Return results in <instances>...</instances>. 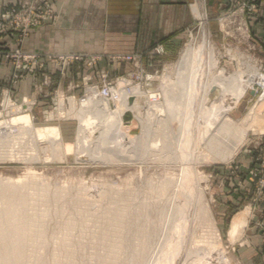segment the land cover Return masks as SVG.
I'll return each instance as SVG.
<instances>
[{
  "label": "rangeland",
  "instance_id": "1",
  "mask_svg": "<svg viewBox=\"0 0 264 264\" xmlns=\"http://www.w3.org/2000/svg\"><path fill=\"white\" fill-rule=\"evenodd\" d=\"M22 4L23 0L19 4L0 3L2 260L12 261L15 253H21L22 264H168L167 258L174 252L170 233L175 225L181 230L175 235L182 236V241L190 245L180 248V264H194L197 262L195 255L200 257L202 249L211 245L221 247L228 264H239L234 256L235 248L237 243L243 242V228L251 213L248 207L230 209L221 224L219 219L225 203L219 190L228 178L240 186L241 176L246 173L253 189L244 193L248 199L243 205L258 204L264 198V132L244 131L241 137L244 142L225 160L212 158L203 146H199L198 151L207 153L211 159L198 160L194 164L198 203L192 204L189 216L183 220L176 215L172 218L170 214L176 213L171 209L170 198L176 179L182 173L180 160L172 151L179 155L183 145L169 143L167 148L164 125L152 121L150 136L142 137V122L131 109H126L120 129L138 137L139 142L134 148L102 145V155L100 159L96 155V160L84 153L77 157L78 112L85 105L82 102L87 100L85 89L90 85H103L102 77L106 84H114L119 78L131 79L137 91L145 95L162 91L163 78L174 80L176 63L190 42L200 44L214 63L211 71L215 78H211L212 74H204L201 77L204 82H213L219 76L229 77L239 69L237 59L243 71H256L264 76V37L256 36L252 30L254 22L262 19L259 12L264 9V0H205L206 15L203 11L201 17L194 18L181 45L168 57L158 43L149 50L133 54L95 56L93 64H89V57L81 55V60L68 65L46 59L48 51L23 48L30 30L52 19V4H48V8L42 5L39 10L42 16L50 10L51 18L27 33L16 28V15H12ZM158 46L163 49L160 54L156 53ZM26 53L39 54L42 66L37 64L32 70ZM116 55L137 58L129 62L113 60ZM85 59L88 66L97 65L98 76L90 75V80L84 81L86 74L75 81L69 67ZM115 63H129L131 69L128 73L116 72L111 70ZM31 77L39 81L33 85L26 81L27 86L21 87L19 93L20 83ZM213 83L210 100L216 99L220 92L215 87L216 81ZM252 88L246 90L230 112L233 120L242 119L254 104L264 102L263 84H254ZM93 100L96 106L104 102L98 98ZM94 105L88 109L93 110ZM109 106L115 109V104L109 103ZM146 114L147 108H143L140 116L144 118ZM259 114L263 116L264 110ZM25 120L29 121V127L22 122ZM169 126L172 129L166 131L168 141L172 142L180 124L174 121ZM46 128H57L59 144L52 137L42 136ZM198 129L195 127V132H199ZM96 136L97 133L92 139ZM231 140L237 141L235 137ZM68 143L73 146L70 152L66 149ZM253 153L255 164L251 162L245 166L236 162L240 155ZM197 154L194 153L193 158ZM240 216L244 220L239 238L231 241L229 231ZM259 229L264 240V226L259 224ZM212 259V264H220L215 256Z\"/></svg>",
  "mask_w": 264,
  "mask_h": 264
},
{
  "label": "bare ground",
  "instance_id": "2",
  "mask_svg": "<svg viewBox=\"0 0 264 264\" xmlns=\"http://www.w3.org/2000/svg\"><path fill=\"white\" fill-rule=\"evenodd\" d=\"M202 6L201 0L193 5L196 18L203 15L204 9ZM194 43L190 42L185 45L176 63L174 80L172 81L169 77L163 78L162 91L145 95L143 92L137 91L136 87H132L130 100L127 98L129 96L127 93L120 92L117 102L115 101L114 110L110 108L109 101L105 99L99 106L94 105L93 98H88L83 102L85 107L82 106L78 112L80 123L76 139L77 157H81L84 153L87 156L90 155L91 159L92 157L96 159V155H99L98 158L100 159L102 145L109 144L116 148L128 145L134 148L136 142H139L138 137H132L120 129L122 114L126 109H131L142 122V137H147L150 134L152 121H160L164 125L165 144L183 145L179 155L178 152L172 151V154L180 160L182 173L180 178L176 179L177 184L170 198L171 209L176 212L170 213L171 216L176 215V217L183 220L189 216L192 204L198 203L194 181L196 174L194 164L198 160H208L211 157L221 160L231 158L244 142L241 138L244 131L258 129L264 132V115L259 114L260 111L264 110V102L260 101L261 103L254 104L242 119L233 120L230 117V112L238 104L247 89H253V85L257 83L263 84L264 87V76L256 71H243L240 60L237 59L239 68L237 71L229 77L219 76L213 80V82L216 81L215 87L220 92L216 99L210 100L214 83L211 80L204 82L201 77L204 74L211 75L213 73L211 65H214V63H212L211 57L207 55L208 52L204 51L200 44L196 45ZM211 78H215L213 74ZM92 105L95 106L94 109H88ZM143 108H147V114L144 118L140 116ZM254 110L257 113L255 116H253ZM174 121L180 124V127L177 136L171 142L168 141L169 135L166 130L172 129L169 125ZM22 122H25L26 126L29 127L28 120ZM197 126L199 132H195ZM95 133H97V136L92 139ZM42 136L52 137L58 144L60 142L57 128L44 129ZM231 137H235L237 141L231 142ZM199 146H203V149H206L211 157L207 153L202 154L199 152ZM72 148L73 146L68 143L66 146L67 152H70ZM196 152L198 153L197 157L193 158L192 155ZM243 220L244 217L240 216L233 222L229 231L231 241L238 240ZM180 231L178 226L175 225L171 230L170 238L174 241V252L170 256L172 259L167 258L168 264H180V248L183 245H187L188 248L190 246L189 243L182 241V236L175 235ZM213 250L214 252H212ZM221 250L219 245L203 248L202 253L199 252L201 253L200 257L195 255L197 262L194 264H212V256H215L216 262L220 261V264H228L227 260L223 258ZM11 260L4 261L0 257V264H22L23 256L21 253H15L14 258ZM184 264H187V262Z\"/></svg>",
  "mask_w": 264,
  "mask_h": 264
},
{
  "label": "crops",
  "instance_id": "3",
  "mask_svg": "<svg viewBox=\"0 0 264 264\" xmlns=\"http://www.w3.org/2000/svg\"><path fill=\"white\" fill-rule=\"evenodd\" d=\"M21 1L0 0V3L19 4ZM197 1L200 0H51L52 19L31 29L23 48L51 53H76L89 57L133 54L149 50L159 43L168 57L181 45L196 18L192 6ZM202 3L206 15L205 0ZM259 16L262 19L254 22L252 30L255 35L264 37V9L259 12ZM95 65L88 66L85 59L69 67L70 76L75 81L86 74L95 78L98 76ZM130 69L129 63H115L111 68L119 73H128ZM2 70L3 68L0 72ZM4 75L5 73L2 76ZM37 80L36 77L27 78L20 83L18 92L21 93V87L27 86L26 81L33 85ZM261 149L260 147L259 150ZM254 157V153L251 156L240 155L236 162L249 166L251 162L255 164ZM241 177L240 186L234 185L228 178L219 190L225 203L219 222H224L222 219L228 210L248 207L251 215L243 228V242L237 243L234 256L239 264H264V240L259 229V224L264 226V198L258 204L248 203L244 206L248 199L244 193L251 191L253 184L248 181L246 173ZM232 219L233 216L226 226V233Z\"/></svg>",
  "mask_w": 264,
  "mask_h": 264
},
{
  "label": "built area",
  "instance_id": "4",
  "mask_svg": "<svg viewBox=\"0 0 264 264\" xmlns=\"http://www.w3.org/2000/svg\"><path fill=\"white\" fill-rule=\"evenodd\" d=\"M51 0H23V4L17 6L16 9H14L12 15H16L15 24L16 28L18 30H22L23 33H27V30H29L32 27L38 26L43 20H48L51 18L49 15V11L44 14V16L41 15V12L39 11L42 8V5H46L48 8V4H50ZM9 16V15H7ZM4 20L6 21L7 17L6 15L3 16ZM159 48L156 49V53L160 54L163 52L162 46H158ZM24 55V54H23ZM119 56V57H118ZM46 59H49L53 63H60V64H70L73 61L81 60L82 56L78 54L73 53H47L45 54ZM117 57V58H116ZM26 60H30L32 62V70L34 69V66L39 64V66H42V63L40 61V55L37 53H26L25 55ZM89 64H93L96 61L95 56H89ZM137 57L135 55H116L113 57V60H122V61H135ZM103 78V85L97 86V85H90L85 89L84 97L86 96L88 99L90 98H99V99H105L109 101L111 104H115V101L117 102V99L119 98L120 92H125L129 96L127 98L130 99V94L132 92L131 88L136 87L133 85V82L131 79H125V78H119L115 81L114 84L107 83L104 81ZM137 78V77H136ZM148 80L149 78L146 77ZM84 81L90 80L88 76L83 78ZM105 83V84H104ZM254 91V90H253ZM252 91V92H253ZM89 94V95H88ZM85 102V100L83 101ZM82 102V103H83ZM255 176L254 173H251Z\"/></svg>",
  "mask_w": 264,
  "mask_h": 264
}]
</instances>
